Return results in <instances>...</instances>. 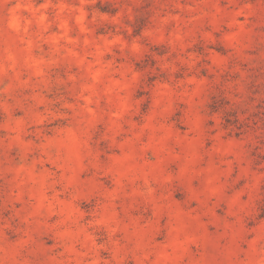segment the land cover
<instances>
[{
	"label": "clouds",
	"instance_id": "clouds-1",
	"mask_svg": "<svg viewBox=\"0 0 264 264\" xmlns=\"http://www.w3.org/2000/svg\"><path fill=\"white\" fill-rule=\"evenodd\" d=\"M0 264H264V0H0Z\"/></svg>",
	"mask_w": 264,
	"mask_h": 264
}]
</instances>
